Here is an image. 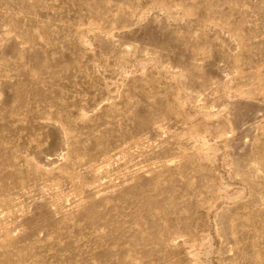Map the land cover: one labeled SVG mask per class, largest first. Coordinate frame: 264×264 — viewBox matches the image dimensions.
Segmentation results:
<instances>
[{
  "label": "rangeland",
  "instance_id": "1",
  "mask_svg": "<svg viewBox=\"0 0 264 264\" xmlns=\"http://www.w3.org/2000/svg\"><path fill=\"white\" fill-rule=\"evenodd\" d=\"M0 264H264V0H0Z\"/></svg>",
  "mask_w": 264,
  "mask_h": 264
}]
</instances>
